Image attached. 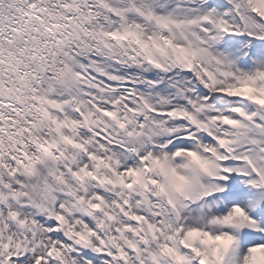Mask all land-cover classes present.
I'll return each instance as SVG.
<instances>
[{
	"label": "snow or ice",
	"instance_id": "6c2138e0",
	"mask_svg": "<svg viewBox=\"0 0 264 264\" xmlns=\"http://www.w3.org/2000/svg\"><path fill=\"white\" fill-rule=\"evenodd\" d=\"M0 264H264V0H0Z\"/></svg>",
	"mask_w": 264,
	"mask_h": 264
}]
</instances>
